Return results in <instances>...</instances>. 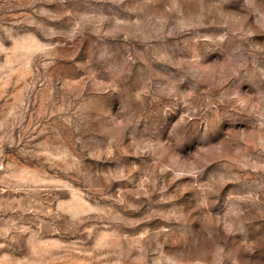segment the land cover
Here are the masks:
<instances>
[{
  "label": "rangeland",
  "instance_id": "374dc122",
  "mask_svg": "<svg viewBox=\"0 0 264 264\" xmlns=\"http://www.w3.org/2000/svg\"><path fill=\"white\" fill-rule=\"evenodd\" d=\"M0 264H264V0H0Z\"/></svg>",
  "mask_w": 264,
  "mask_h": 264
}]
</instances>
